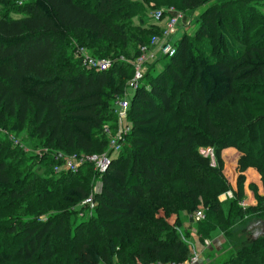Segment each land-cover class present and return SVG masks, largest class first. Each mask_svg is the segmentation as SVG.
<instances>
[{"label":"trees","instance_id":"1","mask_svg":"<svg viewBox=\"0 0 264 264\" xmlns=\"http://www.w3.org/2000/svg\"><path fill=\"white\" fill-rule=\"evenodd\" d=\"M213 1L0 0V127L9 133L0 134V197L8 194L24 205L9 216L15 220L10 234L20 244L10 252L0 241V264L15 258L29 264L187 262L193 251L177 229L182 206L194 222L195 191L203 194L207 209L197 223L201 240L218 228L226 231L243 213L244 195L226 201L230 216H222L225 201L219 197L228 190L224 163L211 166L204 145L215 146V158L237 148L259 163L262 189L250 185L256 207L248 212L264 219V23L253 31L255 7L249 0H215L193 35L175 43L174 57L148 64L131 99V133L104 174L92 164L55 172L60 153L107 152V129L114 131L117 123L115 101L126 94L141 48L163 35L160 24L150 23L164 9L159 4L175 3L190 15ZM256 34L260 38L252 41ZM202 39L208 48L201 47ZM77 44L113 60L112 67H85L71 54ZM232 97L243 101L245 118L219 112ZM195 112L204 113L202 124H192ZM25 128L35 150L48 148V155L29 156L13 146L9 136ZM37 162L43 172L35 170ZM94 176L102 183L97 193ZM91 196L95 209L81 219L89 209L82 203ZM230 238L242 246L226 264H264V236L248 245L245 233Z\"/></svg>","mask_w":264,"mask_h":264},{"label":"rangeland","instance_id":"2","mask_svg":"<svg viewBox=\"0 0 264 264\" xmlns=\"http://www.w3.org/2000/svg\"><path fill=\"white\" fill-rule=\"evenodd\" d=\"M134 1H141V0H134ZM218 1H220V0H218ZM249 1L253 2V5L255 7L254 12L251 16L254 18L252 28H253V31H255L260 27L261 24L264 23V0H249ZM215 2L216 1L214 0L210 5L205 6V7H201L198 10L191 13L190 15L186 14L182 11H179L182 7L180 5L177 6V4L172 3V2H161L159 5L161 7H164V9L169 7L170 5L173 7L176 6L175 8H176V10L178 9L177 10L178 12L183 13L187 16H191L192 19L195 20V21H193V25H191V26H188L186 24L183 25L182 23H180L178 25V30H180V31L176 35L172 36L171 42L172 43L178 42L184 36V34H188L190 36L193 35V33L195 32V29H197V27H199V25L201 23L199 20V17L201 18V15L206 12V10L209 8V6L218 3V2H216V3ZM176 3H178V2H176ZM261 12L263 15L261 14ZM240 14H242V12L239 11L237 15L241 16ZM112 20L118 21L120 19L118 16H113ZM168 21H169L168 18L164 17L162 21L157 22L152 16L150 23L160 24V25L164 24L165 25ZM135 22L138 23V18L135 19ZM188 28H190V29H188ZM260 34H256V36H255L256 38L253 39L252 41L259 39L260 37H257V36H259ZM201 43H202L201 47H203V48L209 47V45L205 42V40L203 42V39H202ZM203 45H205V46H203ZM72 48H73V52L71 49V54L73 56L75 55V57L77 58L79 56L78 51L81 47H78V44H77V45L73 46ZM157 52H158V50H157ZM161 58L162 57H159V59H161ZM167 60H168L167 58H164L163 60H161L157 63V70L158 71L162 70V68L166 64ZM147 67L145 69L146 71H147ZM257 81H259V79H257ZM128 93H129V97H132L134 95V92L132 90H129ZM218 110L220 113L224 114L225 117H230L232 113H236L238 115V118H240V119L245 118V116H246L244 113V109H243V101H241L238 97H237V99L234 97L230 98ZM193 115H194L193 117L195 120L192 122V124L196 125L197 122H199V123L201 122V124H202V121L204 120V116H205L204 113L203 112H195V113H193ZM185 119H187V118H185ZM116 128H117V130L119 129L118 122L116 123ZM23 131H24V133H22L19 136H14V135L9 136V138L13 142L12 144L14 147L16 146V147H20L21 149H24V152H26L29 156L38 155L40 158H42V157H44V155H48L50 153V150L48 148L47 149H40V150L36 151L34 148V144H33L34 141L33 140L31 141L28 137V136H30L28 128H25ZM200 131L202 132L203 130H200ZM112 133H114V132L111 131V134ZM0 134L4 135V137H7L9 133H7V131L3 130L0 127ZM1 139H0V142H1ZM52 145H54V144H52ZM214 147L215 146H213V145H204V146H202L201 151L203 152V154L205 156H208L209 154L211 155V157H210L211 158L210 159L211 160L210 161L211 166L219 167L221 162L224 163L223 174H224V176L228 182V188H227L228 190L226 191V193H222L220 195L219 199H220V201H225L224 203H222V216L224 218H229L230 212H231V204H230V202H226V201H232V200L244 195L242 188L241 189L237 188V190L234 189L236 186V183H238V185H239L241 180L249 179L250 174L253 173L250 171V169H252L255 172H258L260 174V176H261L260 180L262 179L263 172L258 170L261 168H259V163L256 160H249L237 148H231V150L228 151L226 158H225V156L223 157V153H222V157H221V159H219V158H215L213 153L211 152L213 150L214 151L216 150V149H214ZM61 154H63V153H61ZM63 155H65V154H63ZM31 161L29 160L27 162V167L32 166ZM43 169H44V167L39 165V163L37 162V164L35 165V170L38 172H43ZM94 180H95L94 188L95 189L96 188L101 189L102 183L100 182V178L99 177L96 178L94 176L93 181ZM251 184L257 185L254 182H252ZM251 189L253 190L252 186H251ZM163 191L165 194L167 192V189H164ZM230 191L233 192L234 197H233L232 193H231V196L229 195ZM193 195L196 198L197 210H201L205 213V210H207V209L204 206L203 194L201 192L195 191L193 193ZM11 199H12V197L8 194L4 195L2 198L0 197V218H2V221L0 220V241L8 248V250L10 252L19 246L21 238L17 237V236H14V237L11 236L8 227H11V223H15V220L10 219L9 216L12 215V212H14L15 214L18 213L16 210H18L19 208L24 206V205H21V206L18 205L16 202H14ZM175 201L176 200L174 197L173 203ZM255 201L254 202H249V201L246 202L245 201V203H243V199H242L240 201V205L242 207L243 213L240 214V216H238L236 218H232L230 220V225L224 226V229H226V231H222V233H221V230L218 228L213 232L212 238H210V239H208L209 237L207 238V240L213 241V246L211 248V251L208 252V254L214 258L213 264H226L227 262L232 260V257L235 256L236 250L240 249L242 244H240L238 242L235 243L236 242V241H234L235 238H232V239H234V240H232L230 237H232V236L235 237L236 234L239 232H240V234L244 233L241 230L243 226L244 227L246 226L245 228H247L250 225L248 227L249 231H247L248 235L250 236V239H252V237H255L259 234L264 235V228L261 229L258 227L257 230H258V232H260L258 234H253L252 230H251V228L253 226V230L255 231L256 226L259 224V223H256L253 225V224H251L252 221L253 222L263 221L254 215V214H256L255 212H248V209H253V208L255 209V207H256ZM90 213H91L90 209L86 210L85 211V217H83L81 219L89 218ZM179 214L181 217L180 219L183 221V224H182V227L177 229V232L180 233V235L183 239L185 236H187L189 247L192 249L193 253L197 252L196 248H197L198 244H201V243L204 244L205 243V244L209 245L210 243H208L207 240H201L198 237V229H199L198 224H197L198 222H196L194 219H193L194 222L191 221L189 212L185 208H183V206H182L181 212ZM222 216H220V220L224 219ZM260 223H264V222H260ZM203 227H206V224H204ZM191 228L195 229V231L192 230ZM210 228H214V226L211 225ZM203 232H204V234L208 235L207 232H205V228H203ZM245 235H246V233H245ZM218 236L221 238L218 239ZM196 241H198V244L196 243ZM217 244H218V246H217ZM11 264H29V262L27 260L15 258V261H13V263H11ZM46 264H49V263H46ZM139 264H142V263H139ZM147 264H151V263H147Z\"/></svg>","mask_w":264,"mask_h":264},{"label":"built area","instance_id":"3","mask_svg":"<svg viewBox=\"0 0 264 264\" xmlns=\"http://www.w3.org/2000/svg\"><path fill=\"white\" fill-rule=\"evenodd\" d=\"M164 17L168 18V22L163 27V35L161 37H155L150 47L144 46L141 48L142 54L140 57L136 59L134 62V77L127 85L126 94L118 98L115 101L116 113H117V122L119 129L117 128L113 131L107 129V135L109 137V145L107 152L103 154H94V155H83L81 157L76 156H67L63 154H59L57 157V161L60 162V165L55 167V172L61 171H72L75 172L79 170L82 165L85 164H92L94 169L100 174H104L110 167L112 163V158L114 155H118L123 147L125 146V141L127 136L131 133L132 126L129 122V110L131 105L132 97H129V90H132L134 93L138 89L141 81L144 78L146 73V67L148 64L153 63L159 60V57H168L172 58L176 54V47L175 43H172V36L176 35L178 32V25L182 23L183 25L186 24L188 26L193 25L194 19L191 16H187L183 13L178 12L175 8H165L159 11H156L153 14V18L160 22L163 20ZM190 29V28H188ZM158 50V52H157ZM79 58L82 61V64L89 68L96 71H106L109 70L113 65V60L104 59L100 57H95L90 54V52L85 48H80L78 51ZM117 130V131H116ZM111 131L114 132L111 134ZM100 189L96 188L95 193L99 192ZM233 195V192L230 191L229 195ZM89 207L91 210L90 215L92 214L93 210L95 209V202L93 196L89 199L85 200L82 203V207ZM81 208V207H80ZM79 209V207L77 208ZM81 216H85L84 213ZM193 219L196 222H200L205 219V213L201 210H198ZM210 245V244H209ZM200 257L197 252H194L191 259L185 263H164L161 261L153 262L151 264H198Z\"/></svg>","mask_w":264,"mask_h":264},{"label":"crops","instance_id":"4","mask_svg":"<svg viewBox=\"0 0 264 264\" xmlns=\"http://www.w3.org/2000/svg\"><path fill=\"white\" fill-rule=\"evenodd\" d=\"M188 30V29H187ZM180 30H178V32H179ZM177 32V33H178ZM188 32V31H187ZM229 150H231V148H229V149H227V150H224V152H223V157L225 156V158L227 157V154H228V151ZM233 150V149H232ZM237 152V151H236ZM237 154V153H236ZM241 163V162H240ZM241 165V164H240ZM250 171L251 172H253V173H249L250 174V177H249V179H246V180H244V184H243V192H244V196H243V203H245V201L246 202H254L255 201V198H254V195H253V193L251 192V190H250V185H251V183L252 182H254V183H256L258 186H259V188L260 189H262L261 188V186H262V182H261V180H260V178H261V176H260V174L258 173V172H255L254 170H252V169H250ZM249 171V172H250ZM252 180V181H251ZM261 184V185H260ZM237 188H238V183H236V186H235V190H237ZM261 192H262V190H261ZM255 203H256V201H255ZM192 230H194L195 231V229H193V228H191ZM221 237H219L218 236V239H220ZM207 242L208 243H210V245H208V244H198V241H196V243L198 244L197 245V248H196V250H197V253H198V255H199V257H200V260H199V263L198 264H213L214 263V258L213 257H211L209 254H208V252H210L211 251V248H212V246H213V241L211 240H207ZM220 243V242H219ZM218 243V244H219ZM218 244H217V246H218ZM216 246V245H215Z\"/></svg>","mask_w":264,"mask_h":264},{"label":"water","instance_id":"5","mask_svg":"<svg viewBox=\"0 0 264 264\" xmlns=\"http://www.w3.org/2000/svg\"><path fill=\"white\" fill-rule=\"evenodd\" d=\"M261 220H263V221H255V222L252 221L251 224H253V225L256 224V223H259V224L256 226V230H255V231L253 230V226H252L251 230H252V233H253V234H258V233H260V232H258V230H257L258 227L261 228V229L264 228V223H260V222H264V219H261ZM249 226H250V225H249ZM249 226H248V227H249ZM248 227L245 228V229L243 230V232L246 233V243H245L246 245L250 244V243L252 242V240H254L255 238L260 237V236H264V235H260V234H259V235L255 236V237H252V239H250V236H249L248 233H247V231H249V230H248Z\"/></svg>","mask_w":264,"mask_h":264},{"label":"bare ground","instance_id":"6","mask_svg":"<svg viewBox=\"0 0 264 264\" xmlns=\"http://www.w3.org/2000/svg\"><path fill=\"white\" fill-rule=\"evenodd\" d=\"M109 138V137H108ZM127 141V140H126ZM126 141H125V144H126Z\"/></svg>","mask_w":264,"mask_h":264}]
</instances>
